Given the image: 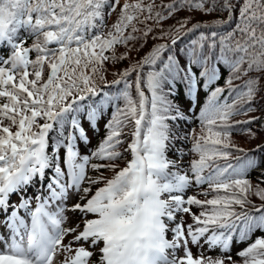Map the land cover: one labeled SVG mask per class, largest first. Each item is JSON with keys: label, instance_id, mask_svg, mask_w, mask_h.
I'll use <instances>...</instances> for the list:
<instances>
[{"label": "snow or ice", "instance_id": "obj_1", "mask_svg": "<svg viewBox=\"0 0 264 264\" xmlns=\"http://www.w3.org/2000/svg\"><path fill=\"white\" fill-rule=\"evenodd\" d=\"M262 102L264 0H0V264H264Z\"/></svg>", "mask_w": 264, "mask_h": 264}, {"label": "trees", "instance_id": "obj_2", "mask_svg": "<svg viewBox=\"0 0 264 264\" xmlns=\"http://www.w3.org/2000/svg\"><path fill=\"white\" fill-rule=\"evenodd\" d=\"M158 2H159V1H158ZM181 14H186V16L189 15V13H180V14H176L177 19L182 18V17H185V16H183V15H181ZM196 19L208 20V19H210V17H201L199 14H196ZM173 23H174L173 20H169V21L167 22L168 25H171V24H173ZM158 41H165V40H158ZM156 42H157V41H156ZM152 43H153V42H152L151 40H149V42H148V44L145 46V48L142 49L138 54H137V53H133V58H134V59H138V58L142 57L143 54H144V52H145L147 49L150 48V46L152 45ZM121 51H123V48H121ZM127 63H128V62L125 61V62H124V65H121V67L126 66ZM109 78L112 79L113 77H112L111 75H109L108 79H109Z\"/></svg>", "mask_w": 264, "mask_h": 264}]
</instances>
